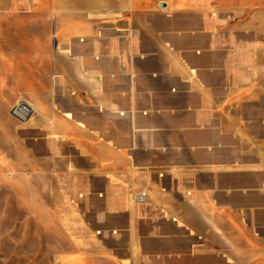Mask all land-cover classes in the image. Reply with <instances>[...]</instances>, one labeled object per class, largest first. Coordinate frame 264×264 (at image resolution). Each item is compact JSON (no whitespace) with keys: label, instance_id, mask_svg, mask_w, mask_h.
Wrapping results in <instances>:
<instances>
[{"label":"crops","instance_id":"1","mask_svg":"<svg viewBox=\"0 0 264 264\" xmlns=\"http://www.w3.org/2000/svg\"><path fill=\"white\" fill-rule=\"evenodd\" d=\"M261 9L264 0H0V67L34 74L13 82L37 107L28 119L41 133L36 161L62 183L85 184L86 209L67 205L59 218L68 232L99 229L106 256L120 264H146L159 249L170 250L160 254L169 262L203 263L218 259L216 250L258 247ZM162 24L166 63L157 67L155 45L139 49L137 41L141 33L144 43L161 40L153 26ZM191 71L197 81L189 82ZM140 100L146 107H135ZM111 114L113 127L88 123ZM161 203L167 211L154 209ZM235 253L227 252L233 264L248 263Z\"/></svg>","mask_w":264,"mask_h":264},{"label":"rangeland","instance_id":"2","mask_svg":"<svg viewBox=\"0 0 264 264\" xmlns=\"http://www.w3.org/2000/svg\"><path fill=\"white\" fill-rule=\"evenodd\" d=\"M254 11L256 10L253 9L251 13ZM247 17H250L249 10L236 18L234 22L243 21ZM259 19L262 22L260 32L264 35V9L260 10ZM19 27V25L7 26L6 31H19ZM29 27L32 33L43 31L42 26ZM153 27L156 30L160 29L161 40L144 43L141 40L146 35L141 33V40L137 41V47L144 49L148 43L151 46L155 45L153 47L160 55L152 59L157 67H163L166 63L163 49L167 44L163 41L162 30L166 26L162 24ZM12 43L19 45L18 41ZM188 61L189 64L198 63L194 57H189ZM259 62L264 63V57H260ZM109 63L116 64V61L110 60ZM139 63L143 64V61ZM100 64V61L93 63L96 66ZM4 68L7 71L0 72V264L122 263L121 260L109 259L106 256L105 249L101 246L103 233L99 229L94 233H85L82 230L68 232L67 227L61 225L59 218L67 212V205H74L79 211L86 209L85 184L82 179L75 178L69 184L62 183L60 181L64 179H59L51 172L52 170L43 172L44 170L38 165L36 156L39 155V145L36 141L41 136L40 131L34 130L29 125L30 117L23 121L11 113V109L20 100H24L37 112V107L25 100L29 96L22 93V89L13 82L22 74L23 78L32 80L34 74L13 73L10 71V66L0 67V69ZM27 68V65L22 66V70ZM196 76L197 74L191 71L188 75L189 82L197 81ZM201 76L200 74L198 79H202ZM225 79L229 80V76ZM113 101L119 102L115 97ZM135 107H146V103L140 100ZM92 108L93 111L99 112L101 107L93 104ZM110 110L113 113L117 112V106H111ZM112 115L108 117V120L102 121L98 118L88 123L98 130L110 128L115 125ZM154 209L161 212L167 211L168 208L161 203ZM258 229L254 235L260 239V243H257V248L251 250H216L218 259L213 261L205 259L202 263L191 258L169 262L164 257H160V254L170 250L159 249L158 256L155 259H145V263L153 261L154 264H233L227 252H236V256L247 258L246 264H264V226H259ZM164 233V229L158 230L157 236L163 237ZM212 237L214 240L218 239L216 236ZM219 239L224 240V234L220 233Z\"/></svg>","mask_w":264,"mask_h":264},{"label":"built area","instance_id":"3","mask_svg":"<svg viewBox=\"0 0 264 264\" xmlns=\"http://www.w3.org/2000/svg\"><path fill=\"white\" fill-rule=\"evenodd\" d=\"M11 113L13 116L18 118L19 120H26L33 114V110L30 105H28L24 101H19L15 104V106L11 109ZM146 196L145 193H140L139 198L144 199Z\"/></svg>","mask_w":264,"mask_h":264},{"label":"bare ground","instance_id":"4","mask_svg":"<svg viewBox=\"0 0 264 264\" xmlns=\"http://www.w3.org/2000/svg\"><path fill=\"white\" fill-rule=\"evenodd\" d=\"M21 101H24V100H21ZM31 108H32V106H31ZM32 110H33V113H35V110L32 108Z\"/></svg>","mask_w":264,"mask_h":264}]
</instances>
